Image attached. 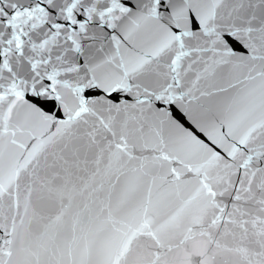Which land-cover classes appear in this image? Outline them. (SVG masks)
I'll return each mask as SVG.
<instances>
[{"label":"snow or ice","instance_id":"snow-or-ice-1","mask_svg":"<svg viewBox=\"0 0 264 264\" xmlns=\"http://www.w3.org/2000/svg\"><path fill=\"white\" fill-rule=\"evenodd\" d=\"M0 264H264V0H0Z\"/></svg>","mask_w":264,"mask_h":264}]
</instances>
